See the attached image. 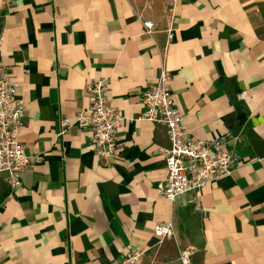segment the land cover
I'll return each instance as SVG.
<instances>
[{"label":"crops","instance_id":"0c3cea01","mask_svg":"<svg viewBox=\"0 0 264 264\" xmlns=\"http://www.w3.org/2000/svg\"><path fill=\"white\" fill-rule=\"evenodd\" d=\"M154 27L145 33L143 21ZM0 59L26 101L20 139L40 159L11 189L0 174V264H109L130 247L142 264H264V0H0ZM189 135L231 131L235 171L171 204L156 154L166 129L125 121L106 165L76 124L86 84L109 79V100L125 117L159 67ZM24 70H27L24 72ZM170 221L161 243L156 223Z\"/></svg>","mask_w":264,"mask_h":264},{"label":"built area","instance_id":"2783aa9c","mask_svg":"<svg viewBox=\"0 0 264 264\" xmlns=\"http://www.w3.org/2000/svg\"><path fill=\"white\" fill-rule=\"evenodd\" d=\"M164 1L169 11L178 2ZM142 24L145 33L150 34L153 22L146 20ZM170 81V71L164 65L160 66L154 81L139 93L141 111L135 117H125L109 100V79L92 78L85 86L90 94L89 105L72 115L60 117L58 134L64 133L72 124L86 129L93 152L107 165L117 151L116 133L126 120H148L161 124L166 129L168 144L156 148L166 171V176L157 182V192L170 204L184 193H199L208 183L237 169L239 156L229 147L236 136L231 131L209 139L189 135L181 123V111L176 105ZM17 87L18 81L12 76L10 67L0 59V174H6L13 190L21 186V174L40 159L38 155L26 154L20 139V130L25 125L26 101ZM171 234L170 221L156 223L153 227L157 243ZM145 250L130 247L123 257L109 264H142ZM190 256V251H182L176 264H191Z\"/></svg>","mask_w":264,"mask_h":264}]
</instances>
